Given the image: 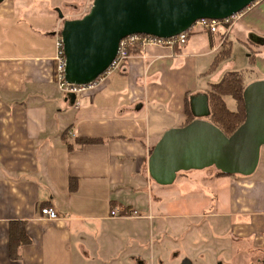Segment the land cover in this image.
Masks as SVG:
<instances>
[{"label": "crops", "instance_id": "obj_1", "mask_svg": "<svg viewBox=\"0 0 264 264\" xmlns=\"http://www.w3.org/2000/svg\"><path fill=\"white\" fill-rule=\"evenodd\" d=\"M58 4L0 0V264H86L99 252L107 262L128 243L117 245L111 225L116 230L132 225L133 235L144 243L153 234L154 225L143 228L149 215L151 221L191 219L203 208L234 244L249 241L264 257L263 150L254 174L185 172L174 181H180L179 187L174 182L159 187L158 209L150 203L152 212L140 216L111 214L138 208L140 194L150 193L151 152L167 130L186 124L188 101L192 111L191 99L206 95L210 108L211 84L226 71H243L246 85L264 80V0L216 32L192 30L181 48L134 47L122 71L74 99L53 78L56 31L63 24L54 9ZM26 17H44L30 30L41 39L31 48L22 38ZM227 44L230 57L213 70ZM32 48L42 51L27 52ZM80 137L103 142L79 146ZM194 179L204 191L191 189ZM170 198L177 201L173 209L165 208ZM44 206L54 207L59 218L42 216ZM12 221L26 222L31 239L19 247L17 259L11 257ZM99 231L107 244L89 242ZM177 254L179 258L181 252ZM127 258L129 264H147L140 253L115 261L127 264Z\"/></svg>", "mask_w": 264, "mask_h": 264}, {"label": "water", "instance_id": "obj_2", "mask_svg": "<svg viewBox=\"0 0 264 264\" xmlns=\"http://www.w3.org/2000/svg\"><path fill=\"white\" fill-rule=\"evenodd\" d=\"M254 1L94 0L89 12L73 19L58 9L63 20L66 80L82 84L96 79L113 62L120 40L128 34L169 37L201 18H228ZM70 95L75 98L74 93ZM243 97L246 118L229 136L206 119L211 113L208 97H193L191 107L196 118L163 134L149 157L151 178L169 185L182 171L208 167L228 174H253L264 146V80L246 85ZM182 264L191 262L186 258Z\"/></svg>", "mask_w": 264, "mask_h": 264}, {"label": "rangeland", "instance_id": "obj_3", "mask_svg": "<svg viewBox=\"0 0 264 264\" xmlns=\"http://www.w3.org/2000/svg\"><path fill=\"white\" fill-rule=\"evenodd\" d=\"M93 1L94 0H57L59 4L58 6H54V9L56 10L58 8L61 10L68 19L79 18L82 16L81 12H83V9L87 8V4ZM42 8L43 7H39V9ZM43 18L44 17L23 18L24 20L22 21L21 27L25 46L31 48L33 44L41 42L40 37L30 34H35L34 31L32 32L30 30L36 25V20ZM32 49H28L27 52L32 51L31 53H36L42 51L41 49ZM22 53H24V51ZM225 101L231 110L237 109V102L233 96H225ZM262 148L261 150L264 152V146ZM209 171H214L216 173L218 170L215 167H208L186 172L199 175ZM184 173L185 172L178 173L177 178L183 176ZM237 175L244 176L240 174ZM179 182L178 180L176 184L174 182V186L179 187ZM190 186L191 189L205 190L201 182L195 179L191 182ZM159 187H161V185L151 179L150 195L148 192L141 193V200L137 205L138 208L134 207L139 212L138 216H140L141 213L143 215L145 212H152L149 207L150 203H152L151 207L153 206L155 209L160 207L161 202H159L157 198L160 195ZM149 196L154 201V204L153 201L149 199ZM176 202L177 201L172 198L168 199L165 208L173 209ZM206 210L207 208L198 210L197 214L199 215L191 219L166 217L161 221H151L152 216L149 215L147 221H143V228L145 229L146 223L147 228L154 225L153 236L150 234L147 238L144 237V243L138 242L136 239L137 236L133 235L135 227L132 225L127 224L117 230L116 226L111 225L110 235L114 234V237H118L117 245H125L122 241L126 242V239L129 244L127 243V245L124 246L123 251L116 252L118 258L104 262L105 258L103 257H107V255L99 252V254L96 253L87 260L88 263L86 264H90V262L93 264H119L115 259L119 260L123 255H129L131 253L142 254L146 258L147 264H180V261L184 258L192 259L194 264H263L262 259H264V257H261V254L251 247L249 241L241 243L242 241L235 240L234 242L237 243L234 244L231 237L225 234V228L216 222H212L211 219L205 215ZM102 232L103 231H99L95 237L92 236V239L88 238L89 242L107 244V237L102 234ZM180 252V257H176L175 255ZM236 254L237 258L235 257ZM180 258L182 259L180 260ZM125 262L129 264V259L127 258Z\"/></svg>", "mask_w": 264, "mask_h": 264}, {"label": "built area", "instance_id": "obj_4", "mask_svg": "<svg viewBox=\"0 0 264 264\" xmlns=\"http://www.w3.org/2000/svg\"><path fill=\"white\" fill-rule=\"evenodd\" d=\"M261 0H255L251 5L239 11L232 16L225 19H209V18H201L196 20L192 26L182 31L179 34L172 35L169 37H162L153 34L146 33H132L128 34L120 40L119 48L117 55L110 66L96 79L88 83L75 84L69 83L66 80V54L63 38L61 35V29H57L56 31V53L54 56V73L53 78L57 85V87L65 92V93H74L75 95H81L83 93H87L90 91H94L100 88L104 82L114 73L120 72L124 69L126 62L132 56V49L134 47L145 48L146 46H158L163 48L174 49L176 47H183L187 44L188 39L191 35L192 30L201 29L210 32H216L221 25L233 24L236 20L240 19L243 16V12L245 10L251 8L254 4L260 2ZM93 2L87 4V8L83 9L81 15H85L89 12L92 7ZM81 16V17H82ZM119 212L113 210L111 214L113 216H138L139 212L136 209H132L130 211H124L122 214H118ZM41 214L44 217L49 219H58L59 214L54 207L44 206L41 208Z\"/></svg>", "mask_w": 264, "mask_h": 264}, {"label": "trees", "instance_id": "obj_5", "mask_svg": "<svg viewBox=\"0 0 264 264\" xmlns=\"http://www.w3.org/2000/svg\"><path fill=\"white\" fill-rule=\"evenodd\" d=\"M231 55V47L227 44L216 57L212 69L214 70L221 62L228 59ZM253 58H251V63ZM246 87L245 74L243 71L230 70L226 71L222 78L211 84L209 93L210 99V117L209 120L218 126L226 135H231L245 120L246 110L243 92ZM231 95L236 99L237 109L231 110L225 101V96ZM187 123L195 119L190 109V103L187 102ZM66 133V132H65ZM64 133V134H65ZM63 134V135H64ZM103 142L101 138L80 137L76 140L77 145H86L92 143ZM186 172V171H182ZM216 176L237 174H228L222 171H217ZM31 241L26 232V222L12 221L10 227V248L11 257L17 259L19 257V247Z\"/></svg>", "mask_w": 264, "mask_h": 264}]
</instances>
